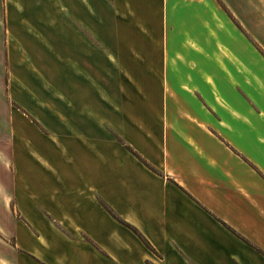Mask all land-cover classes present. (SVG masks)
Instances as JSON below:
<instances>
[{
  "label": "crops",
  "instance_id": "0c3cea01",
  "mask_svg": "<svg viewBox=\"0 0 264 264\" xmlns=\"http://www.w3.org/2000/svg\"><path fill=\"white\" fill-rule=\"evenodd\" d=\"M0 59V264H264V0H0Z\"/></svg>",
  "mask_w": 264,
  "mask_h": 264
},
{
  "label": "rangeland",
  "instance_id": "374dc122",
  "mask_svg": "<svg viewBox=\"0 0 264 264\" xmlns=\"http://www.w3.org/2000/svg\"><path fill=\"white\" fill-rule=\"evenodd\" d=\"M262 54H263V53H262ZM0 61L2 62V59H0ZM1 73H2V72H1ZM252 86H253V85H252ZM260 86H261V85H260ZM253 94H254V93L252 92V96H253ZM261 109H263V111H264V105L261 107ZM194 111H195V113H198V110L195 109ZM253 111H254V110H252V112H253Z\"/></svg>",
  "mask_w": 264,
  "mask_h": 264
}]
</instances>
